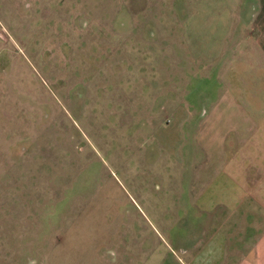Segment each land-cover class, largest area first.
I'll return each mask as SVG.
<instances>
[{
	"label": "rangeland",
	"instance_id": "rangeland-1",
	"mask_svg": "<svg viewBox=\"0 0 264 264\" xmlns=\"http://www.w3.org/2000/svg\"><path fill=\"white\" fill-rule=\"evenodd\" d=\"M260 1L0 0V264L184 263L186 148L216 70L259 69Z\"/></svg>",
	"mask_w": 264,
	"mask_h": 264
},
{
	"label": "crops",
	"instance_id": "crops-1",
	"mask_svg": "<svg viewBox=\"0 0 264 264\" xmlns=\"http://www.w3.org/2000/svg\"><path fill=\"white\" fill-rule=\"evenodd\" d=\"M241 2L221 6L228 25L242 23ZM191 5L199 9V1ZM253 16L259 69L249 70L247 80L241 66L216 70L227 94L207 100L194 134L197 144L186 146L188 157L198 162L186 191L177 195L174 215L186 219L185 225L170 231L186 245L180 249L183 264H264V0ZM228 30L225 39L236 40L233 28ZM197 116L188 115L189 122Z\"/></svg>",
	"mask_w": 264,
	"mask_h": 264
}]
</instances>
